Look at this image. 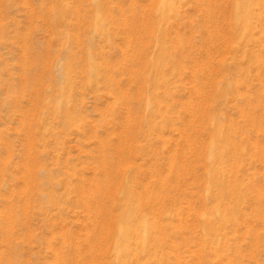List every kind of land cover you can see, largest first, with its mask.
Listing matches in <instances>:
<instances>
[{
  "label": "rangeland",
  "instance_id": "obj_1",
  "mask_svg": "<svg viewBox=\"0 0 264 264\" xmlns=\"http://www.w3.org/2000/svg\"><path fill=\"white\" fill-rule=\"evenodd\" d=\"M0 264H264V0H0Z\"/></svg>",
  "mask_w": 264,
  "mask_h": 264
}]
</instances>
